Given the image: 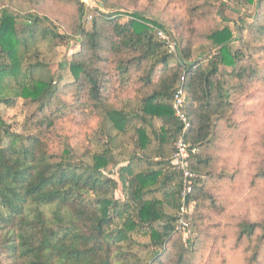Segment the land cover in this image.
I'll use <instances>...</instances> for the list:
<instances>
[{
	"label": "trees",
	"instance_id": "16d2710c",
	"mask_svg": "<svg viewBox=\"0 0 264 264\" xmlns=\"http://www.w3.org/2000/svg\"><path fill=\"white\" fill-rule=\"evenodd\" d=\"M5 1L0 0V264H162L166 244L177 242V214L170 211L178 212L184 186L172 163L183 129L174 95L180 87L187 94L188 141L197 150L191 166L206 177L190 197L196 204L192 223L204 200L216 205L207 179L215 176L221 121L230 120L231 100L249 86L245 79L257 78V69L246 65L253 59L244 58L254 50L250 30L260 43L264 26L246 27L241 18L236 30H211L204 36L211 49L197 56L184 32L174 55L158 37L159 30H168L145 13L129 14L125 23L120 13L105 14L91 30L78 29L82 52L70 64L73 82L61 88L30 54L39 58L42 44L53 46L64 37L47 27V18L2 13ZM189 1L200 18L211 10L212 0ZM99 2L106 6L109 0ZM245 2L254 6L257 0ZM258 2L264 7V0ZM68 92L72 102L62 99ZM20 102L26 114L18 131L4 120L1 106L12 109ZM69 110L71 117L64 119ZM89 118L98 126L87 130L81 152L62 131ZM120 185L125 200L116 198ZM258 229L242 222L240 240ZM260 244L248 264L257 261ZM189 251L182 247L169 264H191Z\"/></svg>",
	"mask_w": 264,
	"mask_h": 264
},
{
	"label": "rangeland",
	"instance_id": "374dc122",
	"mask_svg": "<svg viewBox=\"0 0 264 264\" xmlns=\"http://www.w3.org/2000/svg\"><path fill=\"white\" fill-rule=\"evenodd\" d=\"M3 7L2 13L47 18V27L64 37L53 46L49 42L42 44L39 58L30 54L33 62L42 61L46 66L42 74L53 77L61 88L73 82L70 64L82 52L78 29L91 30L94 21L102 19L105 14L120 13V22L125 23L131 19L129 14L143 12L147 18L165 26L176 39L182 33H188L187 38L194 45V56L211 49V44L204 37L211 30L225 26L236 30L235 24L241 25L243 20L246 27L252 23L255 29L264 26V17L260 18L264 7H259L258 0L254 6L248 5L245 0H212L211 10L206 11V16L202 18L201 11L195 14L192 10L193 2L189 0H109L106 6L99 0H7ZM255 32L250 30L249 34L246 33L251 50H254L252 56L245 51L244 59H253L246 65L257 69V78L250 82L246 78L244 82L249 85L248 88L231 100L233 108L227 114L230 117L231 112V118L221 121L223 130L218 141L221 149L214 153L216 160L212 172L215 176L207 179L210 188L215 190L216 205L211 207V201H203L201 208L196 209L190 227L186 231H176V244H166L162 264L176 260L175 254L179 255L182 247L190 250L188 257L191 264H248L260 239L261 248L255 264H264V50H258L264 47V41L258 43ZM73 98L72 92L62 97L66 102H72ZM1 109L4 120L20 131L26 114L22 102L12 109L4 106ZM67 114L64 119L71 117L70 110ZM78 116L80 113L75 112L74 117ZM76 120V124L64 126L62 136L83 152L88 143L85 134L87 130L97 128L98 121L89 118L82 124L79 119ZM58 146L60 149L63 147ZM86 161L91 162V159L86 158ZM217 173L223 177L218 178ZM113 176L119 180L117 174ZM116 198L125 200L121 185ZM157 198L161 200L162 196ZM195 205L193 202L191 213ZM170 213L177 214L172 210ZM242 222L259 224L262 229L250 238L240 240Z\"/></svg>",
	"mask_w": 264,
	"mask_h": 264
},
{
	"label": "built area",
	"instance_id": "2783aa9c",
	"mask_svg": "<svg viewBox=\"0 0 264 264\" xmlns=\"http://www.w3.org/2000/svg\"><path fill=\"white\" fill-rule=\"evenodd\" d=\"M158 37L163 40L170 53L178 54L177 39L163 30L158 31ZM183 81V79H182ZM175 115L182 124L183 129L178 136L175 144V154L172 163L183 176V191L181 193V203L177 212V220L175 223L176 231H186L190 227V215L192 211L191 195L199 182L204 180V176L196 173L191 166L192 159L196 155L197 150L192 148L188 141V132L191 129V121L188 117L187 94L182 87H180L173 98L172 102Z\"/></svg>",
	"mask_w": 264,
	"mask_h": 264
}]
</instances>
